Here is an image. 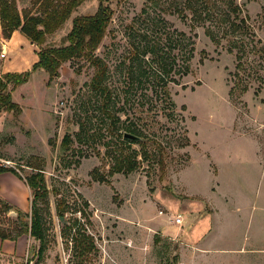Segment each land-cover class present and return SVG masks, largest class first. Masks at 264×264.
<instances>
[{"label":"rangeland","instance_id":"obj_1","mask_svg":"<svg viewBox=\"0 0 264 264\" xmlns=\"http://www.w3.org/2000/svg\"><path fill=\"white\" fill-rule=\"evenodd\" d=\"M172 1L161 0L158 7L144 14L146 0H104L112 17L95 52L108 67L106 85L115 102L110 115L141 128L149 150H154L155 143L166 148L164 175L150 160L127 176L114 174L108 178L109 183L92 179L93 170L106 176L112 164L103 143L110 141L114 149L118 145L108 133L109 119L100 110L101 101L89 86L94 69L84 59L62 64L58 77L49 79L44 71L36 70L27 83L8 85L6 93L19 111L0 109V158L11 162L8 168H14L22 179L37 172L33 168L41 170L48 189V211L44 212V252L39 255L40 243L23 235L27 241L22 239L17 245L0 242V250H26L25 256L18 261L0 257V264H181L182 226L172 220L180 215L186 218L180 208L184 193L213 198L219 210L215 226L205 239L223 251L204 256L203 264H264V205L257 203L253 194L237 196L236 207L242 210L235 221L228 210L234 208L231 198L222 204L210 193L216 184L220 194L226 191L231 195L233 184L236 190H245L258 182L264 192V61L251 56L244 69L237 70L234 55L212 44L202 28H195L190 73L182 78L174 76L178 84L167 85L175 104L171 114L160 94L157 68L149 55L136 60L148 79L140 77L138 82L128 70L138 53L135 46L142 48L145 44L140 42L141 35L161 46L168 31L190 35L187 22L163 11ZM15 2L20 14L38 12L34 0ZM99 2L87 0L80 5L59 30L46 38L42 48L66 45L64 37L72 19L93 15ZM237 2L243 5L264 46V0ZM5 41L0 28V53L6 52L5 59L0 57V77L31 71L39 48L29 42L31 46L22 51H12ZM259 62L262 71L257 75ZM242 86L248 88L245 93L240 92ZM79 123L88 131L84 144L75 139ZM65 135L71 140L66 149L61 145ZM185 137L189 145L180 148ZM131 148L139 150L137 145ZM0 180L3 193L11 196L18 209L4 212L0 205V230L15 232L19 221L27 220L23 216L30 214L26 208L33 196L26 199L25 188L13 186L4 175ZM57 200L63 202V221L56 213ZM36 206L43 209L44 205L37 201ZM18 211L22 214L19 221L15 220ZM73 235L85 246L88 241L92 243L93 250L80 252L70 240Z\"/></svg>","mask_w":264,"mask_h":264},{"label":"trees","instance_id":"obj_2","mask_svg":"<svg viewBox=\"0 0 264 264\" xmlns=\"http://www.w3.org/2000/svg\"><path fill=\"white\" fill-rule=\"evenodd\" d=\"M87 0H34L38 12L35 15L20 14L15 0H0V28L4 39L9 40L14 31H18L31 44L39 48L37 62L32 65L31 71L23 73H7L0 77V109L6 112H18L19 107L12 102L9 93H6L8 85L13 87L21 86L29 81L30 75L36 70L44 71L49 79L59 76V69L62 64L74 59H84L94 69V74L89 86L101 101L100 110L109 119L108 126L110 135L116 140L118 148L114 149L112 144L104 142L103 146L107 155L111 158L112 164L109 166L106 176L96 174L97 170L91 173L92 179L99 183H109V177L114 174L127 176L136 171L143 162L149 163L152 160L158 167L162 175L166 171V148L161 143H155L154 150L147 147V137L136 124L122 122L119 116L110 115L115 109V102L112 94L106 85L108 67L104 60L96 56L102 40L106 36L107 28L110 24L112 11L108 6L103 5L104 0H100L98 8L93 15L76 16L72 19L71 29L64 37L66 45L60 47L42 48L46 38L59 30L70 18L72 13ZM161 0H146L148 8L142 13L148 14L147 9L159 6ZM238 0H174L163 10L169 15H175L180 20L187 22L190 28V35L185 32L173 30L165 33V44L162 46L158 41L150 43L146 34L140 36V42H145L140 48L135 46L138 53L131 59L129 75L137 79L143 77L148 79L146 71L140 65H136L139 56L149 55L151 61L156 65V77L160 84V94L164 98L170 113H173L175 104L171 100L167 85L169 83L178 84L179 78L190 73V62L194 57V45L196 35L192 34L195 28H202L204 35L216 47H222L227 54L234 55L235 68L243 70L246 61L251 57H257L264 61V46L253 31L248 14L243 9V5L238 4ZM135 62V63H134ZM262 71V64H256V74ZM231 88L229 94H232ZM247 86H242L241 93L247 91ZM157 96V92H156ZM183 109V107H182ZM170 114V115H171ZM87 128L85 124L79 123L78 132L75 135L76 142L86 143ZM131 135L136 140L125 138ZM112 139V138H111ZM71 140L68 135L62 139V147L68 148ZM132 145L139 146V150L132 149ZM189 145L188 139L184 138V143L180 148ZM113 150V151H111ZM37 172L22 179L14 170L0 167V174L11 172L18 179L24 182L29 189L33 200L30 204V214L23 216L24 221H19L22 214L19 212L15 220L19 221L15 232H5L0 230V239L16 241L23 235H29L40 243L38 254L44 252V240L46 227L44 212L48 211V189L44 176L39 168H33ZM43 203V209L36 206V202ZM0 205L4 212L11 209L3 200ZM63 202L57 200L56 213L62 217L64 215ZM68 227H65V230ZM75 244V248L80 252H90L93 250L92 243L85 246L78 241L77 235L70 237ZM85 246V247H84ZM80 247V248H79Z\"/></svg>","mask_w":264,"mask_h":264},{"label":"crops","instance_id":"obj_3","mask_svg":"<svg viewBox=\"0 0 264 264\" xmlns=\"http://www.w3.org/2000/svg\"><path fill=\"white\" fill-rule=\"evenodd\" d=\"M6 46L8 45V49L16 50V51H22V49H25L26 46H31L29 41L23 37L18 31H14L10 37L9 40L5 41ZM20 54V53H19ZM37 54L35 55V60L32 62V65L37 62ZM262 170L264 171V161L261 163ZM5 176L8 181L17 188H25L26 190V199H30L31 193L29 189L25 186L24 182L18 179L14 174L11 172H5L0 174V177ZM234 178L231 177V181H233ZM219 184H216L215 186H212L210 188V193L213 197H216L219 199L222 204H226L229 202V199L231 198V206L233 205L234 208L228 210H231V216L233 217L232 220L238 221L239 220V214L241 213V208L236 207V198L237 196H247L250 194H253L254 197H256V202L260 205H264V196L262 195L263 192V184L258 182L253 185L252 188H247L245 190H241L240 188L236 190V186L233 184L231 185V195L224 191L222 194L219 193ZM244 191V192H243ZM185 194V199L182 200V203L180 204V208H183L186 213V218L182 217L183 222L181 224V231H180V256H181V264H203L202 258L204 256L210 255L211 252H217V251H223L218 250L214 248L213 241L210 242V244L206 243V235L211 231L212 227L215 226L214 219L215 216L218 214L219 210L217 209V206L214 205L213 198L206 199L205 197H202L201 195H189L188 193ZM0 199L3 200L9 207L13 210H18L14 206V201L8 194L3 193V187L0 180ZM197 203V206L193 208L192 205ZM233 203V204H232ZM30 204L31 201L29 200V209L26 208V210H30ZM191 204V205H190ZM28 211H24L23 213H27ZM19 212V211H18ZM181 216V215H180ZM234 216L236 218H234ZM264 222V221H262ZM176 225V224H175ZM262 228V225H260ZM22 239H27L26 236L19 237L16 241H9V240H1L0 242H10L14 245H17ZM27 241V240H26ZM213 243V245H211ZM254 250H249L248 252H253ZM26 250L23 252L17 253L14 252H3L0 250V257L10 259L11 261H18L22 259L25 256ZM249 255H255V254H249ZM250 257L248 260L251 261ZM263 262L261 261V264ZM232 264V262H231Z\"/></svg>","mask_w":264,"mask_h":264},{"label":"built area","instance_id":"obj_4","mask_svg":"<svg viewBox=\"0 0 264 264\" xmlns=\"http://www.w3.org/2000/svg\"><path fill=\"white\" fill-rule=\"evenodd\" d=\"M0 57H1L2 59H5V58H6V52H5V51H2V52L0 53ZM0 167H1V168L9 169L8 167L11 168V167H12V164H11V162L6 161V160L0 158ZM12 169H14V168H12ZM172 221H173L176 225H181L182 222H183L181 216H177V217H175L174 220H172Z\"/></svg>","mask_w":264,"mask_h":264},{"label":"water","instance_id":"obj_5","mask_svg":"<svg viewBox=\"0 0 264 264\" xmlns=\"http://www.w3.org/2000/svg\"><path fill=\"white\" fill-rule=\"evenodd\" d=\"M124 137H125V138H128V139L136 140V138L133 137V136H131V135H127V134H126ZM60 221H63V218H62V217L60 218Z\"/></svg>","mask_w":264,"mask_h":264}]
</instances>
